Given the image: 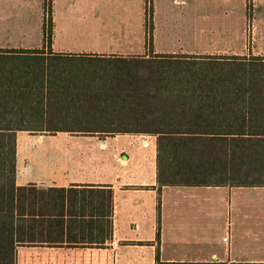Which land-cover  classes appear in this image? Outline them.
Returning <instances> with one entry per match:
<instances>
[{
  "label": "crops",
  "instance_id": "crops-1",
  "mask_svg": "<svg viewBox=\"0 0 264 264\" xmlns=\"http://www.w3.org/2000/svg\"><path fill=\"white\" fill-rule=\"evenodd\" d=\"M131 1L143 23L144 0ZM153 33L147 50L176 54L157 50ZM54 41L52 54L85 55ZM50 87L59 98L61 82ZM209 182L159 186L153 135L19 131L13 229L31 242L15 247V264H264V185Z\"/></svg>",
  "mask_w": 264,
  "mask_h": 264
},
{
  "label": "trees",
  "instance_id": "trees-1",
  "mask_svg": "<svg viewBox=\"0 0 264 264\" xmlns=\"http://www.w3.org/2000/svg\"><path fill=\"white\" fill-rule=\"evenodd\" d=\"M44 2L47 53L0 48V264H15V247L31 242L13 229L19 131L149 134L156 136L159 186H206L210 179L264 185V139H252L264 137V55L151 52L123 64L96 55H55L53 4ZM95 64L122 73L79 74ZM59 82L56 98L50 86Z\"/></svg>",
  "mask_w": 264,
  "mask_h": 264
},
{
  "label": "rangeland",
  "instance_id": "rangeland-1",
  "mask_svg": "<svg viewBox=\"0 0 264 264\" xmlns=\"http://www.w3.org/2000/svg\"><path fill=\"white\" fill-rule=\"evenodd\" d=\"M49 1L53 4L45 0V5ZM132 6L131 0H55L54 49L105 53L100 57L123 64L151 53L147 45L154 32L156 49L161 52L264 54V0H154L153 5L152 0H144L143 23L132 14ZM42 7L43 0H0V48L45 49ZM120 73L115 67L95 64L79 74L98 78Z\"/></svg>",
  "mask_w": 264,
  "mask_h": 264
},
{
  "label": "built area",
  "instance_id": "built-area-1",
  "mask_svg": "<svg viewBox=\"0 0 264 264\" xmlns=\"http://www.w3.org/2000/svg\"><path fill=\"white\" fill-rule=\"evenodd\" d=\"M224 241L226 240V239H223Z\"/></svg>",
  "mask_w": 264,
  "mask_h": 264
}]
</instances>
